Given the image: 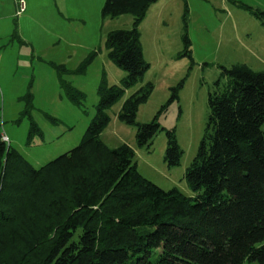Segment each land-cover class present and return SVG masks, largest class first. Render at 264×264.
Returning <instances> with one entry per match:
<instances>
[{"label":"trees","instance_id":"trees-1","mask_svg":"<svg viewBox=\"0 0 264 264\" xmlns=\"http://www.w3.org/2000/svg\"><path fill=\"white\" fill-rule=\"evenodd\" d=\"M155 1H104V18L134 16L131 27L106 38L110 58L127 76L111 85L103 76L97 113L78 145L37 167L0 127V264H264V69L223 67L229 83L210 93L206 133L185 172L193 195L145 177L133 146L110 147L101 137L110 119L105 108L150 66L139 24ZM255 13L264 23V11ZM183 38L182 53L192 57L190 37ZM61 84L75 91L74 100L83 96L64 78ZM153 88L151 81L141 85L119 111L121 120L137 124L139 145L163 129L158 113L137 120ZM166 133L165 158L178 164L183 149L175 128Z\"/></svg>","mask_w":264,"mask_h":264},{"label":"rangeland","instance_id":"rangeland-1","mask_svg":"<svg viewBox=\"0 0 264 264\" xmlns=\"http://www.w3.org/2000/svg\"><path fill=\"white\" fill-rule=\"evenodd\" d=\"M99 1L98 7L95 2L70 12L60 10L56 0H47L44 8H36L23 22L30 38L5 47L9 68L0 71V127L7 140L37 167L81 142L97 113L103 76L109 85L122 84L127 76L110 58L106 38L113 29L131 27L134 16L127 12L104 18L105 0ZM164 2L162 11L150 12L139 24L150 66L105 108L110 119L101 137L110 147L123 142L133 146L137 167L145 177L165 189L178 187L193 195L185 172L206 133L210 93L229 83L223 67L245 62L255 70L264 69V23L255 13L264 11V0ZM185 33L191 40L192 57L182 53ZM93 51L86 69L76 71ZM62 78L83 92L79 101L72 98L75 91L61 84ZM147 81L154 88L141 103L137 120L149 121L158 113L163 129L149 145H139L137 124L121 120L119 111L125 99ZM181 81L178 99L168 102L172 87ZM173 127L183 149L178 164H169L165 158L166 128Z\"/></svg>","mask_w":264,"mask_h":264},{"label":"crops","instance_id":"crops-1","mask_svg":"<svg viewBox=\"0 0 264 264\" xmlns=\"http://www.w3.org/2000/svg\"><path fill=\"white\" fill-rule=\"evenodd\" d=\"M47 0H27L26 9L24 13H18V0H0V71L5 68V72L8 71L9 64L5 56V47L14 40L20 41V43L27 41L30 37L28 30L24 27V20L30 17L36 8H44ZM50 1V0H49ZM96 2L98 7L99 0H56L58 8L60 10L73 12L75 9L79 10L83 6L92 7ZM164 0H157L153 2L147 10V15L150 12L162 11V7L165 6ZM102 11V9H101ZM102 13V12H101ZM20 16V17H19ZM17 17L19 19L17 20ZM146 18V17H145ZM45 20V19H43ZM16 32L17 35H14ZM7 66V67H6Z\"/></svg>","mask_w":264,"mask_h":264},{"label":"built area","instance_id":"built-area-1","mask_svg":"<svg viewBox=\"0 0 264 264\" xmlns=\"http://www.w3.org/2000/svg\"><path fill=\"white\" fill-rule=\"evenodd\" d=\"M26 9V0H18V10L17 12L20 14L22 12H24V10ZM5 139H7V136H4Z\"/></svg>","mask_w":264,"mask_h":264}]
</instances>
